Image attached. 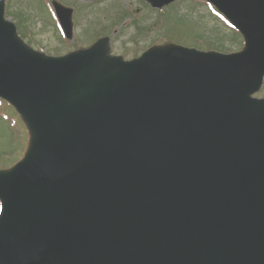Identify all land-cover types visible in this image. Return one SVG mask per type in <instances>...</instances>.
Returning <instances> with one entry per match:
<instances>
[{
    "label": "water",
    "instance_id": "obj_1",
    "mask_svg": "<svg viewBox=\"0 0 264 264\" xmlns=\"http://www.w3.org/2000/svg\"><path fill=\"white\" fill-rule=\"evenodd\" d=\"M209 1L242 51L45 57L0 3V96L30 132L0 171V264H264V0Z\"/></svg>",
    "mask_w": 264,
    "mask_h": 264
},
{
    "label": "rangeland",
    "instance_id": "obj_2",
    "mask_svg": "<svg viewBox=\"0 0 264 264\" xmlns=\"http://www.w3.org/2000/svg\"><path fill=\"white\" fill-rule=\"evenodd\" d=\"M5 1L10 12L22 10L29 14L30 26L33 29L32 35L29 36L32 40L31 46L49 54L62 53L67 49L73 50L76 48L73 46L78 43H81V47L87 46L89 44L87 39H82V29L86 25L96 26L101 33L109 31L107 34L110 37L111 53L121 55L125 59L136 57L150 45L157 42L164 43L166 40L205 49L213 47L219 50L223 47L225 52L238 51L243 47L241 35L236 34L224 20L225 18L223 19L220 14L212 10L209 3L203 0H178L170 7H163L161 10L148 7L144 0L88 2L84 7L79 8L80 14L85 11L86 16L82 18L79 14L73 42L66 44L62 37L60 40L51 33L49 27H45L47 22L43 21L40 12H43V17L49 23L55 22L52 12L46 4H43L44 0H39L41 3L38 11L33 0ZM67 1L77 2V0ZM119 7H124L130 17L111 29L112 22L123 19V10ZM118 8L120 10L116 14L115 9ZM106 11L107 17L104 19ZM8 18L14 20L12 16ZM106 22L108 23L103 25ZM88 37H93L92 28ZM257 94L264 97V83L256 96ZM26 144L27 129L24 122L10 104L0 99V167H7L20 158Z\"/></svg>",
    "mask_w": 264,
    "mask_h": 264
}]
</instances>
